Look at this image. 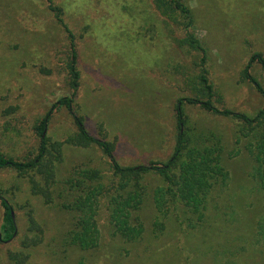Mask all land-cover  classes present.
Masks as SVG:
<instances>
[{"label":"rangeland","instance_id":"obj_1","mask_svg":"<svg viewBox=\"0 0 264 264\" xmlns=\"http://www.w3.org/2000/svg\"><path fill=\"white\" fill-rule=\"evenodd\" d=\"M182 1L192 10L191 33L206 51L211 102L253 115L263 98L243 70L252 55L264 58V0ZM53 2L74 36L79 72L74 113L92 136L113 144L120 166L166 162L177 133V100L208 99L199 79L202 54L186 43L183 19L167 18L156 0ZM69 49L46 0H0V156H34L36 125L60 98L72 96ZM250 74L264 89L260 66L253 64ZM184 111L190 130L215 131L222 139L228 181L215 200L218 217L211 211L202 229L181 231L172 218L157 213L153 193L164 183L146 174L139 240L124 242L115 234L107 203L116 194L110 190L96 207L98 245L88 250L69 245L76 218L70 205L80 193L67 181H84L80 172L97 170L98 181L86 178L83 186H109L112 172L100 149L67 142L76 133L72 117L64 107L54 108L41 165L25 174L0 170V195L12 206L17 228L12 241L0 244V264H262L254 226L263 210L246 143L237 142L239 124L198 106L186 104ZM35 187L43 193L35 194ZM1 219L0 206V225Z\"/></svg>","mask_w":264,"mask_h":264},{"label":"trees","instance_id":"obj_2","mask_svg":"<svg viewBox=\"0 0 264 264\" xmlns=\"http://www.w3.org/2000/svg\"><path fill=\"white\" fill-rule=\"evenodd\" d=\"M47 9L54 14L56 21L62 25L69 39L68 75L69 86L72 90L71 97H62L52 109L39 121L35 127V133L39 139L34 156L23 160H14L0 156V170L9 169L19 174L35 169L40 166L48 152L46 128L54 108L64 107L70 113L76 128L74 137L67 142L80 148L95 146L108 159L112 172L111 184L104 186H83L86 178L90 181L99 179V172L83 171L84 181L68 180L67 183L79 190L78 197L70 205V209L76 213L74 228L69 232V245L80 250H88L98 245V236L95 230L94 217L99 198H108L110 190L115 196L109 197L110 217L113 222L115 234L124 242H136L141 238L143 224L138 216L146 197L142 187V177L146 174H154L161 178L163 187H158L153 193V202L157 213L161 216H169L177 224L181 231L202 229L211 216V211L216 212L215 200L218 193L226 186L228 172L225 168V153L221 136L215 131L207 129L190 130L184 111V105L198 106L204 112L214 116H220L236 121L240 129L237 142L244 141L246 152L252 162L250 178L254 189L260 198L262 215L254 226L257 243L261 246L260 253L263 255L264 264V89L250 74L253 64L260 66L264 71V58L260 54L250 57L243 75L245 80L254 86L263 98V105L253 115L235 112L229 109H219L210 100L213 95L212 85L206 77L205 61L206 51L191 33L193 26L192 10L182 0H156L163 6L162 11L166 17L178 14L182 19L187 36L186 43L202 54L200 60L201 75L207 100L198 97H184L177 100L175 117L177 133L173 151L170 158L164 163L149 162L142 165L122 167L114 157V146L103 139L92 136L86 129L84 121L73 111V98L79 90V72L76 69L77 57L74 49V36L64 25L61 18V9L54 5L53 0H46ZM174 20V19H172ZM175 22V20H174ZM56 152L59 153L56 145ZM177 172V177L175 176ZM52 174L50 170V175ZM50 178H48V182ZM98 181V180H97ZM35 194L43 193L40 187H35ZM2 208V223L0 225V244H5L14 239L17 233L13 208L10 203L0 195Z\"/></svg>","mask_w":264,"mask_h":264}]
</instances>
